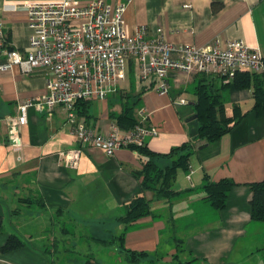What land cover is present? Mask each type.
<instances>
[{"label": "crops", "instance_id": "0c3cea01", "mask_svg": "<svg viewBox=\"0 0 264 264\" xmlns=\"http://www.w3.org/2000/svg\"><path fill=\"white\" fill-rule=\"evenodd\" d=\"M25 1L0 0V22L8 44L22 53L29 49L32 29L26 9L14 6ZM75 1L83 5L92 0ZM104 1L125 3L127 29L146 27L148 39L160 36L172 44L204 47L242 38L264 55V0ZM47 77L44 68L29 74L18 66L0 71V264H61L58 260L73 257V252L86 254V246H71L81 239L95 242L116 264H129L120 246L122 233L126 250L147 252L161 264H264V221L252 219L249 186L264 179V112L252 110L253 88L237 89L216 75L174 71L168 77L169 93L161 94L155 77L141 79L137 60L128 62L126 78L118 85L127 89V95H139L136 117L141 119L139 111L146 108L148 122L158 128V135L145 144L155 152L167 153L191 140L186 120L195 114L200 84L222 95L228 115L235 105L248 112L220 139L195 142L190 169L177 171L174 188L187 191L171 211L176 221L186 222L176 230L177 246L173 238L167 239L171 220L165 216H147L130 225L119 222L136 196L154 199L135 174L147 157L131 148L109 156L82 143L63 107L57 106L52 115L38 104L29 107L20 134L24 149L18 157L7 141L8 120L18 114L21 103L41 101L48 91ZM121 105L114 93L104 101L82 100L77 104L78 119L108 135L116 126L112 113H119ZM206 174L214 181L229 177L236 183L223 210L203 199L200 188ZM161 204L167 203L152 201L153 206ZM11 235L24 245L6 251L3 247Z\"/></svg>", "mask_w": 264, "mask_h": 264}, {"label": "built area", "instance_id": "2783aa9c", "mask_svg": "<svg viewBox=\"0 0 264 264\" xmlns=\"http://www.w3.org/2000/svg\"><path fill=\"white\" fill-rule=\"evenodd\" d=\"M19 7L26 9L32 29L29 49L22 53L10 47L0 22V71L14 66L26 74L38 68L48 71L47 94L38 103L33 99L21 103L18 114L8 120L7 141L19 158L24 149L21 127L28 120L29 107L36 104L49 115L63 107L78 139L109 156L121 148L143 146L158 135L146 108L139 111L141 121L134 128L116 125L108 135L78 119V102L106 100L126 78L132 59L139 63L141 79L156 78L161 94L169 93L168 77L174 71L216 75L225 82H232L242 70L264 73V55L242 38L195 47L172 44L160 36L148 39L146 27L130 32L124 20L125 3L28 0L14 9ZM178 102L187 104L185 99Z\"/></svg>", "mask_w": 264, "mask_h": 264}, {"label": "trees", "instance_id": "16d2710c", "mask_svg": "<svg viewBox=\"0 0 264 264\" xmlns=\"http://www.w3.org/2000/svg\"><path fill=\"white\" fill-rule=\"evenodd\" d=\"M214 10L220 7L217 3L213 4ZM224 81V80H223ZM237 89L253 88L254 104L252 110L258 114L264 112V73H254L248 70L239 71L232 82ZM197 99L195 101V114L199 121V134L191 138L190 141L172 148L167 153H159L151 150L148 146H131L129 148L137 151L140 155L146 156L143 166L135 172L141 180L143 191H150L154 194V199L166 200L169 203L172 198L179 197L187 191H177L174 188L177 171L184 169L188 171L191 166L190 158L194 152L195 142L205 140L212 143L225 134L229 133L239 122H241L247 111H243L240 105H235L231 115L226 113L225 102L222 95L213 94L208 90V86L200 84L197 88ZM127 103H124L120 113H112L116 125L122 129L134 128L140 123L135 114L139 95H127ZM130 100L132 102L128 103ZM160 162V163H159ZM161 164V165H160ZM236 183L229 177L220 180H212L208 174L204 177L201 191L205 192V199L216 210H223L226 207L230 189ZM252 190L251 216L255 221H264V179L249 184ZM188 191H193L189 189ZM147 199L144 194L136 196L127 206L126 212L119 218V222L130 225L147 216L153 215L152 201ZM3 228V221L0 218V231ZM122 233L119 236L120 246L125 250L126 259L129 264H141L145 258H151L147 252L126 250L122 245ZM108 245L109 241H101ZM24 245V242L17 236L11 235L8 238L4 250L17 249ZM159 260V259H158Z\"/></svg>", "mask_w": 264, "mask_h": 264}, {"label": "rangeland", "instance_id": "374dc122", "mask_svg": "<svg viewBox=\"0 0 264 264\" xmlns=\"http://www.w3.org/2000/svg\"><path fill=\"white\" fill-rule=\"evenodd\" d=\"M126 92H127V89L120 88L119 85L117 86L116 90L113 92L114 95L116 97L118 96L121 99V101H122V105H121L122 109H121V111L123 110L124 103H127V100H128V98H126L127 97V93ZM130 102H132V100H130L128 103H130ZM99 104L100 103H97V104H95V106L96 105L99 106ZM136 109H137V107H136ZM183 197H185V194L180 195L179 197L172 198L171 201L165 205V207H162V204L159 207L158 206H153V215H151L153 217L165 216L167 220H169V221L171 220L170 221V225L168 227V231L166 232V236H167L168 240L173 238V240L175 241L174 244H176L177 246H180V245H179V240L176 238V230H178L179 228H184L183 226L185 225L186 222H185L184 218L177 219V221H176L174 219V214L171 211H172L174 205H176L177 202ZM156 201H165V202H167L166 200H161V199H156ZM111 227H113V226H111ZM78 228L79 229H83L85 227L81 226V227H78ZM86 228H88L90 230L91 227H86ZM70 229H75V227L73 228V226H72V227H70ZM177 233H178V231H177ZM72 243H73L71 245L72 248H74V246H78V247L86 246L87 247V251L85 250L86 254L83 253V252H78L79 253L78 256H75L76 254H73V253H75V252H73V253H71V255L73 257L64 258V259L58 260V262L61 261V264H95L96 262H98L97 264H116L115 263V258H112V259L107 258L105 256L104 252L102 251V248H99L97 246V244L95 242L91 241V240H88V241L85 242V241H82V239H81L80 242L73 241ZM174 258L176 259V261L179 260L178 256H175ZM142 262H143L142 264H161L157 258L156 259H154V258H145V259L142 260ZM118 264H122V263H118Z\"/></svg>", "mask_w": 264, "mask_h": 264}, {"label": "water", "instance_id": "95a60500", "mask_svg": "<svg viewBox=\"0 0 264 264\" xmlns=\"http://www.w3.org/2000/svg\"><path fill=\"white\" fill-rule=\"evenodd\" d=\"M186 123L189 128L190 136L191 137L197 136L199 134V121L197 119V115L194 114L193 116L187 118Z\"/></svg>", "mask_w": 264, "mask_h": 264}]
</instances>
